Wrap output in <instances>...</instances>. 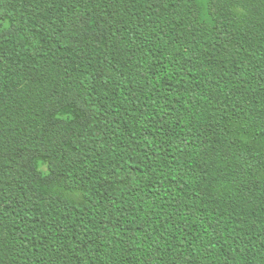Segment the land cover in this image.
I'll list each match as a JSON object with an SVG mask.
<instances>
[{"label":"trees","instance_id":"trees-1","mask_svg":"<svg viewBox=\"0 0 264 264\" xmlns=\"http://www.w3.org/2000/svg\"><path fill=\"white\" fill-rule=\"evenodd\" d=\"M0 264H264V0H0Z\"/></svg>","mask_w":264,"mask_h":264}]
</instances>
